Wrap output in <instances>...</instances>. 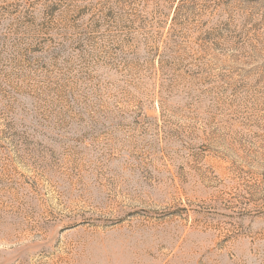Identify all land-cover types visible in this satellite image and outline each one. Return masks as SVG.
Returning a JSON list of instances; mask_svg holds the SVG:
<instances>
[{"label": "rangeland", "instance_id": "374dc122", "mask_svg": "<svg viewBox=\"0 0 264 264\" xmlns=\"http://www.w3.org/2000/svg\"><path fill=\"white\" fill-rule=\"evenodd\" d=\"M0 264H264V0H0Z\"/></svg>", "mask_w": 264, "mask_h": 264}]
</instances>
